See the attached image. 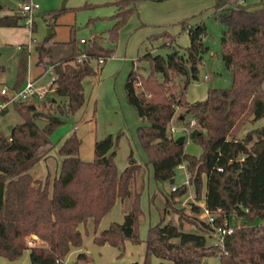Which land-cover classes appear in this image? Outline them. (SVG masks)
I'll use <instances>...</instances> for the list:
<instances>
[{
  "label": "trees",
  "instance_id": "1",
  "mask_svg": "<svg viewBox=\"0 0 264 264\" xmlns=\"http://www.w3.org/2000/svg\"><path fill=\"white\" fill-rule=\"evenodd\" d=\"M138 1H114L117 9L109 28L113 43L119 28L137 13ZM212 8L215 18L225 26L220 55L232 73L231 85L210 87L204 99L187 100L186 87L191 78H197L198 65L207 50L202 42L206 28L202 21L181 19L180 29L187 31L189 44L172 47L166 54L146 50L136 60L147 62V73L133 64L125 78L126 100L142 120L135 131L146 161L139 162L129 148L122 170L114 160L121 133L95 139L93 158L84 160L79 156L80 139L72 130L57 146L61 156L57 174L50 181L49 175L44 180L33 177V165L54 147L50 133L64 122V115L75 113L85 103L82 79L97 74L101 67L98 62H105L114 53L113 46L104 47L94 38L80 42L73 29L63 41L69 46L64 56L51 58L55 43L42 42L35 47L37 63L52 65V93L64 104H58L56 113H43L33 100H15L12 104L23 120L12 124L7 132L0 128L1 256L17 260L28 249L29 264H63L71 247L81 246L83 234L90 233L94 243H108L117 248L118 256L122 255L126 240L139 241L144 164L151 165L154 181L161 182L174 181L175 169L183 163L189 184L182 182L164 193L160 218L147 228L142 264H151V256L159 260L158 264L166 260L210 264V256H216L219 264H264V123L241 137L237 135L246 121L264 116V0H214ZM49 14L53 18L57 13ZM24 16L0 15V26H19ZM157 36L169 39L166 44L172 45L174 35L167 29L148 37ZM23 82L18 76L12 88L20 89ZM6 97L0 93V101ZM40 117L45 119L42 126L36 122ZM191 118L195 123L183 143H178L169 130L170 123L189 125ZM186 137L199 146L197 154L185 150ZM138 177L141 181L137 184ZM189 185H193L194 198H202L213 216L212 222L196 219V232L164 221L171 209L177 211L175 199L184 195ZM117 199L122 201V221H111L98 230L100 219ZM191 209L201 211L197 204ZM231 214L241 218L240 224L225 233L221 243H207V236L224 226V218ZM257 218L258 223L245 222ZM32 234L41 243H28ZM75 260L91 263L85 252H79Z\"/></svg>",
  "mask_w": 264,
  "mask_h": 264
},
{
  "label": "rangeland",
  "instance_id": "2",
  "mask_svg": "<svg viewBox=\"0 0 264 264\" xmlns=\"http://www.w3.org/2000/svg\"><path fill=\"white\" fill-rule=\"evenodd\" d=\"M36 4L31 14L24 13L20 25L14 28L0 27V87L5 86L9 92L15 91L12 88L13 80L18 76L24 79H35V86L47 88L53 79V72L50 64L43 66L36 65L37 52L35 45L44 42L45 45L55 43L51 58L64 56L69 51V46L63 41L70 37L71 30L77 40L83 38L87 41L96 39L104 47H114V53L105 62H98L100 67L95 75H88L82 79L85 103L75 113L63 116L64 122L56 126L50 133V139L54 147L49 155L39 160L31 168L33 177L44 180L49 175V181L57 174L61 156L57 152V146L73 129L76 135L82 138L81 155L87 154L92 148L87 136L95 133L98 138L107 133L115 136L121 132L117 139L115 163L117 168L126 164V156L129 148H132L136 159L143 163L146 155L142 150L136 135L137 125L142 123L136 109L127 102L125 95V78L132 68L138 65L142 73H147V62L144 59L139 61L146 50L153 53L166 54L172 47L184 48L189 44L187 31L181 30L179 21L185 17L190 23L202 21L205 24V34L202 42L207 46L198 65L197 78H191L185 96L189 101L204 99L207 89L210 87H229L232 81V73L224 65L220 55V37L224 25L215 18L213 12L214 0H139L136 3L137 13L131 15L119 28L117 40L113 43L109 37L116 12L115 0H66L64 9L61 8L62 0H31ZM254 2L257 0H242ZM23 0H0V14L11 11V13H23L20 6ZM49 12L57 13L51 18ZM33 29H32V28ZM51 28L52 35L47 37L48 29ZM167 29L173 34L172 45L166 43L169 39L161 36L149 38L154 33ZM13 32V33H12ZM27 43L26 48L19 49L20 43ZM21 45V44H20ZM29 51L27 52V50ZM95 61H93V64ZM206 76V77H205ZM53 87L47 88L42 98L34 97L28 101H34L35 107L43 113H56L58 104H64V100L55 96ZM54 97V100L51 98ZM178 109V108H177ZM176 109V110H177ZM181 108H179L180 110ZM190 117L186 115V118ZM92 118V120H91ZM23 120L20 113L9 104L7 110L0 114V128L7 132V126ZM38 125L42 126L45 119H36ZM264 123V116L257 119H249L237 132L243 136L248 130L258 127ZM176 126L180 124L174 122ZM74 126V127H73ZM178 136L182 133H173ZM186 136V134H184ZM88 143L90 145H88ZM187 152L197 154L199 146L187 139L184 143ZM83 158V157H82ZM85 159V158H83ZM39 172V174L34 173ZM185 168L175 169L174 181L169 180L155 182L152 177L151 165H145L141 176L145 177V187L140 195V206L142 216L138 225L139 241L132 243L125 241L124 252L118 256L116 247L106 244L104 246L94 243L89 239L91 234H83L84 243L91 264H142L145 254L144 238L149 224L156 223L160 218V212L164 206V193H168L172 184L179 185L185 181ZM141 178H137V184ZM194 198L193 185H189L187 192L175 199V208L164 215V221L170 220L180 225L183 230L199 231L196 219H203L201 211L194 212L192 204L201 200ZM180 215V216H179ZM241 218L231 214L224 218L223 224L228 223L231 227L238 226ZM246 223H258L257 218L253 221L245 220ZM217 232L207 236V243H217ZM28 239L32 240L31 237ZM74 255H69L64 264H74ZM210 264H217L216 256L208 257ZM158 259L150 257L151 264H158ZM165 264H173L166 260Z\"/></svg>",
  "mask_w": 264,
  "mask_h": 264
},
{
  "label": "built area",
  "instance_id": "3",
  "mask_svg": "<svg viewBox=\"0 0 264 264\" xmlns=\"http://www.w3.org/2000/svg\"><path fill=\"white\" fill-rule=\"evenodd\" d=\"M33 8H36V4L33 3L31 0H23V3L20 6L21 12L28 13V14H31V11ZM80 42L85 43L86 40L81 38ZM81 56H84V54L82 53ZM49 66L52 69V65H49ZM50 83H49V85H50ZM49 85H48V87H49ZM47 88H39V87L35 86V80H32V79H27V81L25 82L23 87H21L18 90L12 91L11 93L9 92V89L6 86L0 87V93L7 96L4 100L0 101V114L5 108H7L9 106V104H11L15 100H18V99L28 100V99H31L34 97H38L39 99L42 98L44 96V94L46 93ZM50 88H52V87L50 86ZM194 123H195V120L193 118L190 119L189 125L181 124L179 126H176L173 122H171L170 126H169V130L172 133L180 132L184 135V134L188 133L189 129L192 127V125ZM178 167L184 168V164L183 163L179 164ZM184 175H185V181L184 182L189 184L188 183L189 174L187 172H185ZM175 187H176L175 184H173L171 186L172 189H175ZM197 205H199L201 207L202 218L206 219L209 222H212L213 216L208 211V209L206 208L205 201L203 199H201V200L197 201ZM231 231H232V227L226 222H225L224 226L216 227V232H217V236H218L217 242L221 243L223 235L225 233H229ZM32 242H34V241L28 239V243H32Z\"/></svg>",
  "mask_w": 264,
  "mask_h": 264
},
{
  "label": "crops",
  "instance_id": "4",
  "mask_svg": "<svg viewBox=\"0 0 264 264\" xmlns=\"http://www.w3.org/2000/svg\"><path fill=\"white\" fill-rule=\"evenodd\" d=\"M6 13H11V11H8V12H5L3 14H6ZM3 14H0V15H3ZM0 27H9V26H0ZM14 27H17V26H13V27H9V28H14ZM13 33V32H12ZM52 33L51 31V28H50V32L49 34ZM80 40V39H79ZM29 44V42H26L25 44ZM41 43V42H40ZM40 43H37L35 45V47L37 45H39ZM20 44H24V43H20ZM20 44L18 45V48L20 46ZM29 51V49H28ZM36 65L38 66H41V64L37 63V59H36ZM43 68V67H42ZM102 68V67H101ZM44 69V68H43ZM53 72V71H52ZM27 79H31V78H27ZM27 79H24V82H23V85L25 84V82L27 81ZM36 78L32 79V80H35ZM22 85V87H23ZM6 86V84H5ZM92 120V118H91ZM74 127V126H73ZM74 130V129H73ZM76 132V130H74ZM123 133V132H121ZM89 136H87V139L88 141H90L89 143L92 145V148L89 150H87V154H84V155H81V144H82V138L79 137L80 139V146H79V156L82 158H85L84 160H91L93 158V144H94V141L95 139L98 138V136L95 134V133H91V134H88ZM88 143V145H90ZM82 158V159H83ZM126 165V164H125ZM124 168L123 167H118V170H122ZM181 168V167H180ZM34 173H37L39 174V172H34ZM123 219V213H122V201L120 199H117L114 203V205L112 206V208L110 209V211H108L104 216H102V218L100 219V222L98 224V230L100 229H103L105 227H107L109 225V223L111 221H117V222H121ZM230 225V224H229ZM80 229L83 230V225H80ZM91 234V233H90ZM84 238V236H83ZM31 239L35 242V243H41V241L38 239V237L34 234L31 235ZM89 239H91L93 241V238H92V234L90 235ZM108 245V243H104L102 244V246L104 245ZM79 252H85L86 254H88L87 252V249L84 245V243H82L81 246L79 247H71V249L69 250V252L66 254L65 258H64V261H63V264L65 262V259L68 258L69 255H74L76 256ZM29 251L28 249H25L22 253V256L17 259V260H9L7 259L6 257L4 256H1L0 255V264H29ZM75 258V257H74ZM75 264V262H74ZM86 264V263H84ZM219 264V262L217 263Z\"/></svg>",
  "mask_w": 264,
  "mask_h": 264
},
{
  "label": "water",
  "instance_id": "5",
  "mask_svg": "<svg viewBox=\"0 0 264 264\" xmlns=\"http://www.w3.org/2000/svg\"><path fill=\"white\" fill-rule=\"evenodd\" d=\"M65 1L66 0H62V2H61V8H63L65 6ZM49 32H50V28L48 29L47 35H49ZM10 128H11V125H8L7 126V129H10ZM176 141L178 143H183V141H184V135L183 134L178 135L176 137ZM170 182H173V178L170 179ZM75 264H84V263H80V262L76 261ZM89 264H91V263H89Z\"/></svg>",
  "mask_w": 264,
  "mask_h": 264
}]
</instances>
